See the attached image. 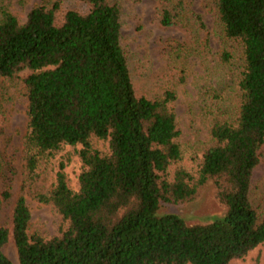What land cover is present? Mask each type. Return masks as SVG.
I'll return each mask as SVG.
<instances>
[{
  "label": "trees",
  "instance_id": "1",
  "mask_svg": "<svg viewBox=\"0 0 264 264\" xmlns=\"http://www.w3.org/2000/svg\"><path fill=\"white\" fill-rule=\"evenodd\" d=\"M225 46L222 64L239 55L232 93L236 110L220 98L206 109L213 145L195 173L183 163L173 103L184 81L188 50L171 45L176 72L152 95L135 91L121 44L120 9L111 0H42L23 20L0 0V77L21 71L27 122L21 142L26 179L69 146L80 161L77 189L67 181V152L52 186L38 201L60 215L58 234L29 232L30 211L16 195L10 223L0 225V264H237L264 244V214L249 192L264 143V0H216ZM162 27H187L184 0H160ZM106 143L97 148L94 141ZM6 163L0 155V182ZM207 182L225 210L221 219L189 224L163 204L195 198ZM0 190V205L8 199Z\"/></svg>",
  "mask_w": 264,
  "mask_h": 264
},
{
  "label": "rangeland",
  "instance_id": "2",
  "mask_svg": "<svg viewBox=\"0 0 264 264\" xmlns=\"http://www.w3.org/2000/svg\"><path fill=\"white\" fill-rule=\"evenodd\" d=\"M42 0H5L8 8L20 20L28 10ZM118 4L121 22V44L126 53L135 91L152 95L158 89L156 82L163 76L176 72L168 64L166 53L171 45H182L188 55L182 61L184 81L176 86L173 103L175 120L180 130L179 142L184 151L183 163L195 173L203 152L213 145L209 132V116L206 109L216 97L222 111L232 117L236 110L234 83L239 55L230 64H222L220 53L225 46L221 26L216 17V0H184L187 27L178 25L162 27L157 21L160 0H111ZM27 70L14 78L0 77V155L6 166L1 178L0 190L7 189L8 199L0 205V225L10 223L11 207L18 193L24 195L30 211L29 232L44 236L58 234L60 215L51 204L38 201L35 194L46 192L54 182L59 160L72 150L66 146L54 158L42 163L36 178L26 179L21 159V142L27 122V101L23 93L22 77ZM97 148L106 149V143L94 141ZM260 160L254 167L250 181L249 198L260 214H264V143L259 150ZM67 181L72 189H77L80 161L71 154L64 168ZM158 213H176L187 223L208 222L221 219L225 210L214 197L213 186L205 183L197 196L182 204H163ZM6 256L13 264H18L16 250L12 242L3 246ZM237 264H264V244L250 250Z\"/></svg>",
  "mask_w": 264,
  "mask_h": 264
}]
</instances>
